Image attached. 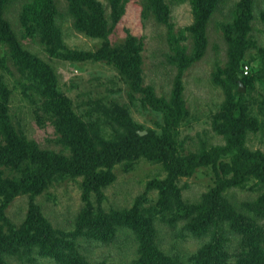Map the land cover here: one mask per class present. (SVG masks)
Segmentation results:
<instances>
[{"label": "rangeland", "instance_id": "obj_1", "mask_svg": "<svg viewBox=\"0 0 264 264\" xmlns=\"http://www.w3.org/2000/svg\"><path fill=\"white\" fill-rule=\"evenodd\" d=\"M88 1L92 6L84 0H53L57 7L53 22H35L24 17L30 0H0L2 17L12 33L0 42V105L8 99L14 121H21L30 138L60 153L61 163L67 156L78 157L74 149L78 153L85 147V131L92 122L99 124L107 141H128L142 131L165 141L170 132L177 153L184 157L223 146L241 130L244 145L264 153V0H249L245 24L239 16L242 0H219L203 38L195 27L193 0ZM90 20L104 25L100 36L83 28L81 22ZM5 29L0 21V31ZM105 46L139 50V84L115 63L93 55ZM200 48L202 54L196 55ZM195 55L189 64V57ZM240 83L245 87L241 94ZM52 89L71 100L80 133L64 134L62 125L43 113L42 100L50 97ZM114 104L118 116L105 122V111ZM75 137L82 141L78 146ZM223 155L219 159L226 157L231 164L230 156ZM35 170L16 163L0 166V232H26L33 227L29 219L36 221L42 214L61 229V235L80 243L90 264H134L140 254L125 224L112 243L76 235L79 229L88 231L83 226L87 219L111 215L134 221L137 214L158 222L161 249L193 264L191 256L205 239L182 237L180 228L202 212L203 195L216 185L217 173H223L218 161L201 164L171 181L162 162L140 155L105 166L102 161L77 160L53 172L41 191L16 190L6 182L21 180ZM261 189L253 177L225 190L223 197L238 208L249 205L252 211H248L255 215L264 209L256 199L264 192ZM259 222L264 227V218ZM170 223L176 224L175 230ZM226 236L232 255L226 264H241L236 257L240 236ZM10 261L55 264L42 255L32 262Z\"/></svg>", "mask_w": 264, "mask_h": 264}, {"label": "trees", "instance_id": "obj_2", "mask_svg": "<svg viewBox=\"0 0 264 264\" xmlns=\"http://www.w3.org/2000/svg\"><path fill=\"white\" fill-rule=\"evenodd\" d=\"M25 8V20L44 22L52 20L57 14V7L53 0H30ZM87 6H92L88 0ZM219 0H193L194 10L197 16L195 24L201 38L205 35L206 21L215 10ZM242 9L239 16L244 20L249 13V0H242ZM0 21L6 27L5 31H0V42H6L12 34L9 24L2 17V5L0 4ZM83 28L92 35L100 36L104 25L96 20L83 21ZM10 34H8V33ZM8 37V39L6 38ZM14 38V35H13ZM11 40V39H10ZM200 48L196 55L202 54ZM91 54V53H90ZM96 58L102 57L108 62H113L121 68L124 74L129 77L135 76L138 84L141 81V58L139 50H126L105 46L101 51L93 54ZM189 57L191 60L196 58ZM53 73V72H52ZM53 77V75H52ZM45 89V84L40 83ZM48 96L46 90L44 91ZM56 90L52 89L50 97L42 100L41 109L47 114L51 121H57L64 134L68 132H78V120L72 109L69 98L57 95ZM242 91L238 89V93ZM157 101L159 99L156 98ZM8 99L5 104L0 105V166L6 164L24 165L27 169L33 167L35 172L24 175L21 180L13 182L6 181L11 188L43 190L51 178L53 172L62 167H70L77 160H91L94 163L103 162L113 164L115 162L137 158L140 155H150L152 159L162 162L169 173L171 181L184 174L191 173L201 164L213 163L216 165L220 161L223 168L222 175L217 173L216 185L202 197V212L196 217H189L180 228V236H192L198 239H205L198 251L191 256L193 264H226L230 259L227 250L228 237L226 233H233L240 236V251L236 254L241 264H264V227L259 222V218H264V209L259 208L255 215L251 214L252 207L240 205L236 207L230 202L228 197H223V192L232 187H239L246 180L256 178L258 184L264 191V153L260 150L252 151L244 145V133L240 130L234 136L229 137L228 143L223 146L203 148L196 155L184 157L177 153L174 142L170 139L172 133H168L169 139L159 141L152 133L140 134L136 132L130 140L118 142L117 140L107 141L99 133V124L93 122L87 124L85 133L87 134V144L77 153L78 157L67 156L65 163H61L62 156L56 150L43 148L34 139L30 138L22 127L21 121H14L10 112ZM115 108L106 109L105 122L112 115L118 116V104ZM100 108L104 111V106ZM40 109V110H41ZM39 113V112H38ZM104 114L101 113V117ZM100 117V118H101ZM77 118V120H76ZM44 121H47L44 120ZM104 122V123H105ZM170 131L169 129H167ZM80 133V132H78ZM78 146L82 141L75 140ZM151 140L154 142L151 143ZM83 146V144H82ZM145 148V151L143 150ZM149 150V151H148ZM148 151V152H147ZM230 156V162L224 158L219 159L223 154ZM66 157V156H65ZM217 161V162H216ZM80 165V164H78ZM232 173L230 176H226ZM263 195V197H261ZM259 195L257 202L264 205V192ZM251 202H248V204ZM249 207V208H248ZM249 210V211H248ZM256 211V210H255ZM254 211V212H255ZM91 215L86 221L84 228L76 231V235L87 234L89 238L101 240L102 242L112 243L118 237L120 226L127 225L134 234L137 241V251L140 254L134 264H179L184 261L182 256L167 254L160 248L158 222L150 217L142 219L139 214L134 217V221L120 219L119 216H108L107 219ZM33 227L26 232L9 233L0 232V264H12L10 258H15L21 262H32L38 259V255L48 257L55 264H90L84 257L81 245L77 240L65 238L61 229L57 230L53 223L42 214L36 221L29 219ZM81 222V221H80ZM172 230L176 229V224L170 223Z\"/></svg>", "mask_w": 264, "mask_h": 264}, {"label": "water", "instance_id": "obj_3", "mask_svg": "<svg viewBox=\"0 0 264 264\" xmlns=\"http://www.w3.org/2000/svg\"><path fill=\"white\" fill-rule=\"evenodd\" d=\"M239 90L242 91V92L245 91V87H244L243 83H240V85H239ZM145 133H146V131H142V132H141V134H145Z\"/></svg>", "mask_w": 264, "mask_h": 264}, {"label": "built area", "instance_id": "obj_4", "mask_svg": "<svg viewBox=\"0 0 264 264\" xmlns=\"http://www.w3.org/2000/svg\"><path fill=\"white\" fill-rule=\"evenodd\" d=\"M244 72H245V74L249 73V67L247 65L244 67Z\"/></svg>", "mask_w": 264, "mask_h": 264}]
</instances>
